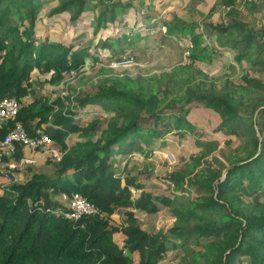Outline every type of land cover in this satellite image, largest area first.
Here are the masks:
<instances>
[{
    "label": "trees",
    "instance_id": "16d2710c",
    "mask_svg": "<svg viewBox=\"0 0 264 264\" xmlns=\"http://www.w3.org/2000/svg\"><path fill=\"white\" fill-rule=\"evenodd\" d=\"M131 1L0 0V98L18 102L0 139L16 125L29 136L42 129L61 152L59 161L45 156L42 168L26 166L23 181L0 183V264H264V82L227 73L243 62L264 71V24L242 20L239 10L253 14L259 5L217 0L207 15L222 12L218 23L170 13L160 25V11ZM64 13L71 22L90 14L87 44L35 34L42 16ZM158 25L160 41L187 42L181 63L148 77L106 66L138 51L121 49L120 40L130 47ZM114 28L116 38L101 40ZM230 52L226 73L207 74L203 66ZM70 70L88 89L71 84L70 97L54 96L46 86L66 83ZM196 105L219 115L213 131L227 138L207 137L189 120ZM169 133L189 136L191 152L156 171L159 185L147 181L152 158L158 150L178 157L184 147L166 142ZM231 136L242 141L234 146ZM22 153L16 143L15 158ZM63 193L84 196L97 211L64 217ZM161 215L170 224L153 228Z\"/></svg>",
    "mask_w": 264,
    "mask_h": 264
},
{
    "label": "rangeland",
    "instance_id": "374dc122",
    "mask_svg": "<svg viewBox=\"0 0 264 264\" xmlns=\"http://www.w3.org/2000/svg\"><path fill=\"white\" fill-rule=\"evenodd\" d=\"M124 1V0H123ZM135 1L134 4H139L142 2V0H133ZM146 2H149V0H146ZM145 2V4H146ZM217 1H215L216 3ZM55 4V2L53 3ZM261 8H264V2L261 3ZM263 5V6H262ZM48 7L44 10V14L46 11H48ZM147 6V5H145ZM262 8V9H263ZM159 2L157 1V4H155L154 13H158L157 11L160 10ZM241 11V19L245 21H254L257 25L259 23L264 24V9L260 12L259 18L252 16H249L248 14L244 15L243 7L239 8ZM207 13H201V16L199 20L202 22V24H205L207 22H211L213 24L218 23L220 19L223 17L222 12H215L213 15H211L210 18H208L209 12ZM243 11V12H242ZM44 16H42L37 23L35 34L38 37H48L50 40H58L63 41L65 44L71 43L74 46H78L81 44H87V42L90 41V38L92 37L95 26L92 24L90 14H87L83 16L82 20H78L77 22H71L69 19V15L67 13L64 14H57L50 16V18H45L43 20ZM160 20V21H159ZM165 20V15L163 14L161 18H159L157 21H159V24L161 25V21ZM116 24V23H115ZM160 25L157 26L156 30H160ZM116 25H114L115 27ZM162 28V27H161ZM164 29V28H163ZM143 32V31H142ZM147 32V31H144ZM119 34V31L117 29H106L101 37V40H106L107 43L112 41L114 38H116ZM136 33H133L135 36ZM157 36V35H156ZM119 46L121 49L126 50L128 48L133 47H127V43H124L123 40L119 41ZM187 44L186 41H178L173 38H168L166 41H163L162 43L159 42L157 38H155V35L153 34L151 37H146L143 39H140L135 47L138 49L137 52H135V61L133 64L120 68L124 69L127 75L134 76V75H141L143 77H148L152 74H155L159 71L170 69L171 67L181 63L184 59V51L183 46ZM101 45H98L97 49L100 48ZM133 46V45H131ZM107 47H105L106 49ZM99 52V51H98ZM107 50H102V55H105ZM228 58H219L217 61L212 63L211 65H205L203 66L207 72V74L210 75H221L223 73L227 72V69L224 67L226 62L229 63L231 60L232 53H228L226 55ZM226 60V61H225ZM110 60L107 62L106 66L113 67ZM92 73L91 69L88 67L84 68L83 74ZM228 77L232 81H241V76L244 74H250L252 77H257L261 79L264 82V71H253L248 63L243 62L242 65H237L228 71ZM34 76V75H33ZM74 85L76 88H86L88 89V85L91 84V82H82L78 77L73 80H68L66 83L61 84L60 86H46L47 88L53 89L54 96L57 94L66 98L70 97L72 94V90L69 88V85ZM257 116V115H256ZM189 120L196 124L198 126V129L200 131H204L207 134V137L215 138L221 141L224 138H227V136L223 135L220 131L214 132L213 129L216 128L221 121L219 115L214 112L212 109L203 107L202 105H196L194 106L189 113L188 116ZM231 138L234 140V146L239 144L242 140L239 138H236L235 136H231ZM164 139L166 142L171 143L173 147L180 148L182 144H184V147H181V149L177 155H173L172 153H169L167 151H157L155 157L152 158L153 166L149 168V175L147 181L154 182L155 184L160 183L154 178L156 171L159 168H164L167 170H172L175 167L179 166L190 154L191 148L189 146L190 143V137L187 136V138H184L182 141L179 138H176L173 136L172 133H169L164 136ZM28 154L33 155V159L35 160L34 164L37 168H42L44 163V157L41 156V153L39 151L34 152H28ZM179 161H177V158ZM122 166V164H121ZM26 173H28V169L23 168L18 172V182L23 181L26 178ZM163 187V185H162ZM161 187V188H162ZM264 197H260V200H263ZM139 218L141 220V223L144 227L148 226L147 220L143 214L139 215ZM171 218L168 215L159 216L153 219L152 227H165L170 224ZM119 243L121 244L120 237L117 238ZM161 264H170L168 262H162Z\"/></svg>",
    "mask_w": 264,
    "mask_h": 264
},
{
    "label": "built area",
    "instance_id": "2783aa9c",
    "mask_svg": "<svg viewBox=\"0 0 264 264\" xmlns=\"http://www.w3.org/2000/svg\"><path fill=\"white\" fill-rule=\"evenodd\" d=\"M135 56L128 55L121 61H111L116 69L127 67L133 64ZM86 68V67H85ZM79 77L77 71L70 70L68 80ZM18 102L14 96L0 98V128L17 114ZM16 143L22 146L23 155L19 160L14 156ZM39 151L41 156L50 157L53 161H59L61 152L53 143L52 139L43 133L42 129H36L33 136H29L21 125L14 126L2 139H0V178L3 185H10L18 182V172L26 166L34 164L33 155L28 152ZM16 170H18L16 172ZM61 198L67 205L61 212L64 217L79 220L81 216L93 214L97 211L94 204L90 203L84 196L78 193L67 195L63 193ZM85 229L84 226H82Z\"/></svg>",
    "mask_w": 264,
    "mask_h": 264
},
{
    "label": "crops",
    "instance_id": "0c3cea01",
    "mask_svg": "<svg viewBox=\"0 0 264 264\" xmlns=\"http://www.w3.org/2000/svg\"><path fill=\"white\" fill-rule=\"evenodd\" d=\"M157 1L159 2L160 8H161L160 9L161 17L163 14L165 15V18H166L167 15L170 13H177L178 15H180L186 20H197L200 23V25H205V24H202V22L199 20V18L201 17L199 15H201L202 12L207 13L210 9L212 10L213 8L216 7V3H217V2L215 3V1L217 0H149V2H146V0H142V2L139 4H134L135 1L133 0L131 2L135 8H142V7H145V5L151 6L150 8H154L155 4H157ZM250 1H254L257 5H259V11H262L264 9L263 7H262L263 9L260 8L261 7L260 4L261 3L263 4L264 0H250ZM242 7L243 6L241 5L240 8ZM243 11H244V15L248 14L249 16L252 15L257 18H259L260 16L259 11H255L251 15L248 13L245 7H243ZM45 18L46 17L44 16L43 20ZM47 18H50V17H47ZM159 27H160V31L164 32V29H163L164 27L162 26H159ZM156 28L157 26H155L154 29L149 28L148 32H146L148 35L147 37L149 38L154 34L155 38H157L159 42L162 43V41H160L161 34L157 32ZM167 39L168 38H165L164 41H166ZM132 45L133 46H130V47H135L136 44H132ZM0 183L3 184L1 178H0Z\"/></svg>",
    "mask_w": 264,
    "mask_h": 264
}]
</instances>
